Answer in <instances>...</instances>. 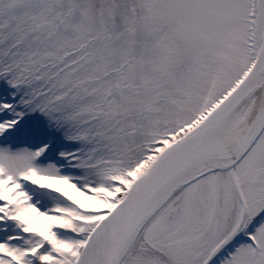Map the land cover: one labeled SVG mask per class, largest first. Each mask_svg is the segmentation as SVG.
Segmentation results:
<instances>
[{
    "label": "snow or ice",
    "instance_id": "snow-or-ice-1",
    "mask_svg": "<svg viewBox=\"0 0 264 264\" xmlns=\"http://www.w3.org/2000/svg\"><path fill=\"white\" fill-rule=\"evenodd\" d=\"M0 264H264V0H0Z\"/></svg>",
    "mask_w": 264,
    "mask_h": 264
}]
</instances>
